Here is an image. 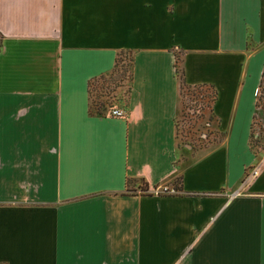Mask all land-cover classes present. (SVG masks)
<instances>
[{
  "label": "crops",
  "instance_id": "crops-1",
  "mask_svg": "<svg viewBox=\"0 0 264 264\" xmlns=\"http://www.w3.org/2000/svg\"><path fill=\"white\" fill-rule=\"evenodd\" d=\"M119 51L124 115L97 114L86 81ZM172 53L215 92L221 137L197 151ZM263 66L264 0H0V264H264Z\"/></svg>",
  "mask_w": 264,
  "mask_h": 264
},
{
  "label": "rangeland",
  "instance_id": "rangeland-1",
  "mask_svg": "<svg viewBox=\"0 0 264 264\" xmlns=\"http://www.w3.org/2000/svg\"><path fill=\"white\" fill-rule=\"evenodd\" d=\"M179 66L180 63L178 64ZM116 81V79L102 83L95 81L90 84L89 101L92 107L95 103H100L104 107V113H107L110 108H118L124 111L128 79L124 74L119 81ZM210 98L211 94H209L208 89L205 87L191 88L184 85L178 90L175 136L178 145L182 149L191 148L197 151L219 141L221 134L218 133L216 119L210 112ZM250 130L251 136L248 138L249 149L254 154L260 153L264 147V124L256 116L252 119ZM257 133H259L258 136L256 135ZM138 183L137 179L129 182L128 188L131 190ZM154 187L146 189L142 186L141 188H134L133 191L138 193H153L152 189ZM178 191L176 188V192Z\"/></svg>",
  "mask_w": 264,
  "mask_h": 264
},
{
  "label": "trees",
  "instance_id": "trees-1",
  "mask_svg": "<svg viewBox=\"0 0 264 264\" xmlns=\"http://www.w3.org/2000/svg\"><path fill=\"white\" fill-rule=\"evenodd\" d=\"M172 55H173L174 73H175V75L177 77V81H178V90L181 88V86H184V85L187 87H191V88L205 87L206 89H208L209 94H211L210 99L212 102V100L214 98V93H215L214 89L211 86L206 85V84H194V85L185 84L184 80H183V71L180 68V66L178 67L180 60L175 53H172ZM123 62H125V64H123ZM131 66H132V58H131L130 53L128 51L117 52L114 56L112 67L108 72L94 75L86 81V91L88 93V98L90 97V84H92L95 81H100L101 83L102 82H109V81H112L115 79L117 81H119L124 76V74L128 79V85L126 87V94L128 95L129 88H130ZM257 89H258V94L255 96V106L256 107H263V105H264V66H263L262 71L260 72V78H259V82L257 85ZM126 101H127V96H126ZM89 105H90V108L97 114L111 115L110 110L112 108H110L107 113H104V107L102 106V104L95 103V105L92 107L90 104V101H89ZM125 106H126V103H125ZM210 110H211V108H210ZM253 118L254 117H252V119ZM251 124H252V121L250 123V129H251ZM174 129H175V120H174ZM174 133H176V132H174ZM256 135L258 136L259 133H257ZM250 136H251V130L249 131V137ZM263 151H264V147H263ZM135 180H136L135 178H126L125 179V187H126L127 191L129 190V191L133 192V189L130 190V188H128L129 187L128 184H129V182H132ZM137 180L139 182L137 184L138 188H141L142 186H144L143 180L141 178L137 179ZM144 188H145V186H144Z\"/></svg>",
  "mask_w": 264,
  "mask_h": 264
},
{
  "label": "built area",
  "instance_id": "built-area-1",
  "mask_svg": "<svg viewBox=\"0 0 264 264\" xmlns=\"http://www.w3.org/2000/svg\"><path fill=\"white\" fill-rule=\"evenodd\" d=\"M258 94V89L256 88L254 90V95L256 96ZM264 109V105L263 107H260ZM110 114L113 116H120L123 117V111L121 109L118 108H112L110 110ZM256 172V169H252L250 172V176H252L254 173ZM153 193H160V194H165V193H175L176 192V187L175 186H168L166 184H161V185H157L152 189Z\"/></svg>",
  "mask_w": 264,
  "mask_h": 264
}]
</instances>
